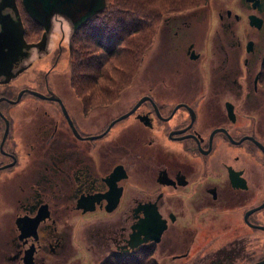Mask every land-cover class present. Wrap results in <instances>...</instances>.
Here are the masks:
<instances>
[{"label":"flooded vegetation","instance_id":"af4514ba","mask_svg":"<svg viewBox=\"0 0 264 264\" xmlns=\"http://www.w3.org/2000/svg\"><path fill=\"white\" fill-rule=\"evenodd\" d=\"M203 5L163 20L159 76L142 64L138 76L108 79L110 92L99 76L6 83L5 53L13 73L31 54L14 55L0 22V264H245L244 225L259 230L244 207L260 193L264 0ZM0 6V20L18 17L28 43L60 33L54 61L90 41L100 16L79 23L84 0L49 12L36 4L47 20L21 0ZM28 88L63 108L47 98L38 108L26 90L17 99Z\"/></svg>","mask_w":264,"mask_h":264},{"label":"trees","instance_id":"16d2710c","mask_svg":"<svg viewBox=\"0 0 264 264\" xmlns=\"http://www.w3.org/2000/svg\"><path fill=\"white\" fill-rule=\"evenodd\" d=\"M198 0H107L106 9L102 15L103 20L100 22V29L107 33L109 37H116L118 45L121 42L125 43L126 49H132V52H136L138 47L142 48V43L137 42L139 36L145 34L149 35L156 17L150 11L155 9H149L148 7L161 5L158 9H165L171 11L174 9H181L185 6L195 5ZM84 42V41H83ZM80 40H75L72 45L71 55L76 58L80 57V53L86 54L96 44L83 43ZM100 45V44H99ZM119 55V52H116ZM115 58L114 50L108 49L105 54H101L98 59H91L88 66L92 67L91 76H99L105 81L100 83L101 92H110V89L104 90V84L110 82L111 78H119L122 72L117 67H114L112 63H107L109 60ZM134 59H131V66L129 70L134 69ZM109 67H106V66ZM78 67V64H75Z\"/></svg>","mask_w":264,"mask_h":264},{"label":"rangeland","instance_id":"374dc122","mask_svg":"<svg viewBox=\"0 0 264 264\" xmlns=\"http://www.w3.org/2000/svg\"><path fill=\"white\" fill-rule=\"evenodd\" d=\"M205 0H198V3L196 5H190L183 7L182 11L187 10H193L196 8H199L203 5ZM209 3H213V0H209ZM161 5L151 6L148 7L149 9H158ZM159 10V9H158ZM175 11L176 10H171ZM168 10H165L163 13L164 15H167L168 12H171ZM167 12V13H166ZM55 24V28L52 30L54 32L58 31V24ZM161 26V25H160ZM90 30V28H89ZM91 31V30H90ZM41 32L37 33V35H33L29 39H39L41 37ZM160 34L162 30L158 31ZM53 34V33H52ZM60 33H55L53 36L49 38L48 41V52L47 54H39L36 52V50H31V56L29 59L26 60V63H29V61H33L32 66L25 71L22 75H20V79L17 80V83L19 86L23 87L28 84L29 80L32 79V77H36L37 79L44 77L46 74L49 76V78L55 82H66L68 81V72H69V66H68V58L67 54L59 53L56 64L53 66L52 63V55L53 51L57 48V43L60 41L59 37ZM158 36V35H157ZM156 43V44H155ZM154 46L152 49H150L146 55L144 64L146 68L149 70L153 69L155 73L159 76L160 72L158 71V64L160 60V51L162 50V43L161 40L155 41ZM64 44V43H62ZM158 71V72H157ZM150 72V71H149ZM181 72V71H180ZM147 73V71H146ZM185 76H188V74ZM56 78V80H55ZM35 80H32L30 83L31 86L34 85ZM56 85V83H53ZM37 87V85H35ZM136 88H131L130 91L136 92ZM38 108L46 109L49 107V105L46 104L45 101H36ZM22 106H16L15 109H18ZM51 108V107H50ZM255 114L258 117V121L260 120L261 126L264 129V96L260 99V103L258 105L257 110L255 111ZM245 160L247 163V158L245 155ZM260 193L259 196H253L251 200H248L245 203L244 209H247L251 205L258 204L259 201L264 197V158L260 153ZM254 218L257 222L264 224V213L263 211L257 212L254 215ZM244 244H243V252H244V263L250 264L251 262L258 260L260 258L264 257V232L261 230H251L246 225H244ZM259 239V244H256V239Z\"/></svg>","mask_w":264,"mask_h":264},{"label":"water","instance_id":"95a60500","mask_svg":"<svg viewBox=\"0 0 264 264\" xmlns=\"http://www.w3.org/2000/svg\"><path fill=\"white\" fill-rule=\"evenodd\" d=\"M2 1L11 2L12 0H2ZM73 1L74 0H22V4L24 6L25 11L27 12V14L30 15L31 18H33L35 20H39V19L43 18L44 20H47L46 17L44 16V14L36 6V4L38 6H41V8L43 10L49 12L53 7H57L58 5L63 4V3H71ZM84 1L89 2L90 7H89V10H86L85 15H83L81 17L79 23L86 21L91 16L101 12L103 10V8L105 7V4H106V0H84ZM1 7L2 6H0V8ZM3 20H5V22ZM0 22L2 24V29H5L6 33H8V34H10V33L12 34V39H10V44L11 45L14 44L18 48V51L16 53H14L15 56L18 55L19 58L26 56L27 50H29L30 47H32V46H37L40 50H42L44 48L45 43H46V32H44L42 34V37H41L39 42L33 43V44H27L23 38L24 29H23L22 23L18 17L16 20H12L9 16H4L3 19L0 20ZM44 28H45V31L48 30L49 26L47 23L44 25ZM12 55H13L12 52H10V53L6 52L5 53V56H6L5 57V62H6L5 65H7V68L5 70L6 72L10 69L9 65L11 64V62L13 60ZM23 69H24V67L20 68L16 73L22 71ZM12 75H15V74H12ZM30 92L33 93L34 95L39 96V97H44L42 94H40L38 92H35V91H30ZM50 98L53 99L54 97L51 96ZM54 99L60 101L59 98H54ZM256 143L260 146V148L262 149V151L264 153V147L260 143H258V142H256ZM230 179L233 182V184L235 185V181L237 179H235L234 176L231 174H230ZM239 180H241V186L246 187L244 180L242 178ZM243 182H244V184H243ZM236 185H240V183H236ZM263 206H264V201L260 205L248 210L245 214V220L247 221V216L251 212H253L254 210L260 209ZM257 227L264 230V225H259ZM253 264H264V258L259 260V261L254 262Z\"/></svg>","mask_w":264,"mask_h":264}]
</instances>
